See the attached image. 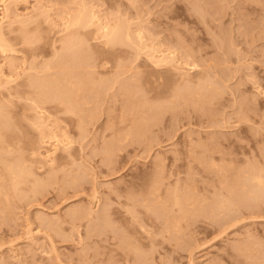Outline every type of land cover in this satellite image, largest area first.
Wrapping results in <instances>:
<instances>
[{
    "label": "rangeland",
    "instance_id": "obj_1",
    "mask_svg": "<svg viewBox=\"0 0 264 264\" xmlns=\"http://www.w3.org/2000/svg\"><path fill=\"white\" fill-rule=\"evenodd\" d=\"M82 4L130 40L90 55L75 113L32 110L16 83ZM1 32L0 264H264V0H0Z\"/></svg>",
    "mask_w": 264,
    "mask_h": 264
},
{
    "label": "bare ground",
    "instance_id": "obj_2",
    "mask_svg": "<svg viewBox=\"0 0 264 264\" xmlns=\"http://www.w3.org/2000/svg\"><path fill=\"white\" fill-rule=\"evenodd\" d=\"M85 8L86 7H84V5L82 4L76 13L71 15L68 19H66V21L63 22V28L61 31L64 32L65 34L58 40L59 41V48L55 52L56 58H55V61L53 63L55 65H49L46 62H42L40 65H37V64H34V62H32L31 66H29V67L31 69L36 70L35 75L33 73V74H31L33 76L30 77V74L25 73L23 71L24 73L22 75H25V78H24L25 80H23V78H22L23 81H21V79H20V81H18L16 83V85H18V87L19 86H22V87L25 86L26 87V89H22V90H20L21 87H19L20 89L17 88V89L13 90V93L17 94L18 96L30 98L31 93L32 92L35 93V91H37L36 97L30 99L32 101L31 102L32 105H29L28 108H30L32 110H36L37 108L42 107V103L45 104L46 102H51V103L54 102L53 103L54 107L57 110L61 109L62 111L64 110V111H69V112L75 113L74 112L75 106H76V109H78L77 104L74 101H71L70 98H72V100H73L74 99L73 96H77L82 91L89 90V87L92 84H96L97 86H100L103 83V81H98V79L95 81L91 77V75L95 73L94 68L96 66L93 64V62L92 63L89 62V59L93 56V54L98 55V56L109 54L110 51L112 50L113 46L123 39V36L129 42L131 36H130V32L128 29H126V28L123 29L124 31L122 33L121 32V25H119L117 23H114V24H111L109 22L108 23H101L99 21V18L97 17V15L94 13V11H92V9L87 11ZM138 31H139V29H138ZM140 34H141V32L140 33L138 32V34H137V31L135 33V36L139 40V43H141L140 38L142 37V36L140 37ZM24 35H25L24 37L26 39L24 41L26 42V44L24 43L22 51L26 54V56L28 55L29 57L30 56L31 57L32 56L33 57L39 56V54L42 51L41 50L42 48H40V47H42V46L41 45H40V47H39V45L34 46L32 40H30V38L25 33H24ZM88 36H90V37H88ZM90 38L93 39L94 41H96V43H97L94 46H91L93 48H89L90 45H89L88 41ZM4 41H5V39L3 38V34L1 32L0 33V52L3 53V52H7V51H14V49L10 48L8 46V44H6ZM16 43L18 44L19 42H16ZM15 44H12V45H15ZM144 46H146V45H144ZM90 55H92V56H90ZM98 56H96V57H98ZM151 58L153 59L152 62L154 63V65L165 64V63L170 62L169 56L164 55V54H162V56L160 58H158V57L154 56V54H152ZM93 59H95V57ZM58 66H60V67H58ZM52 67H54L56 70L49 73L48 71ZM56 67H58V68H56ZM99 67L104 68L103 64H101V66L99 65ZM19 76H21V74H19ZM8 82H9L8 79H1L0 78V87L3 84H6ZM203 82L204 81L202 80V83ZM199 83H200V85H199ZM199 83L197 84V86H202V85L204 86V84H202L201 82H199ZM8 89H12V88H8ZM182 91L183 90L181 89V92ZM3 93L4 92L1 91V94H3ZM10 93H9V95H10ZM44 93L45 94L48 93L50 95V97L46 96L47 97L46 98ZM179 93H180V91H177L175 93V95L179 96L180 95ZM11 95H12V93H11ZM70 96H72V97H70ZM86 102L87 101L85 100L84 103H86ZM77 103H78V101H77ZM80 104H78L79 107H80ZM76 109H75V111H76ZM79 110L77 112H80ZM2 113L4 115L5 112H1V114ZM9 114H8V117H9ZM5 116H7V115H5ZM0 119H1V117H0ZM0 121H2L1 122L2 124L7 122V120H5L3 118ZM77 121L80 123L83 120H81V118H79V120H77ZM1 123H0V125H1ZM43 124L44 123H43L42 117L40 115H34L32 117L31 125L34 127L33 129L38 130V133H40L41 135L44 136ZM81 124H82V122H81ZM7 125H8V123H7ZM4 127H3V129H5ZM6 128H8V126ZM137 128L139 129V127H137ZM131 129L132 128H130V130ZM2 137H3V135H2ZM60 141H58V142H60ZM68 143H70V142H68ZM2 145H3V143H2ZM65 148H66V146H65ZM8 149L9 148L7 147V151H8ZM1 158H2V160H5V159H3V157H1ZM51 158H52V156H51ZM57 159L61 161L63 158H62V156H58ZM54 161H56V160H54ZM19 165L20 164H18V162L12 163V161L5 164V169H6V172H8V174L10 175V180H12L11 182L17 183V181L19 180L18 178L21 176V174L23 172L22 167ZM7 175H5V176L8 177ZM252 175H251V178L249 177V181L254 180L256 182L255 184H257L258 186L262 184V187H263L262 189H264V186H263L264 185V183H263L264 177H262L261 175H253V176Z\"/></svg>",
    "mask_w": 264,
    "mask_h": 264
}]
</instances>
